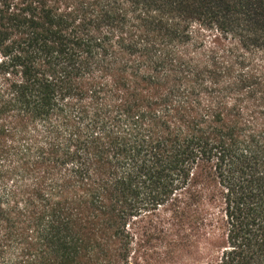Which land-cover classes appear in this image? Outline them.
<instances>
[{"label":"trees","instance_id":"trees-1","mask_svg":"<svg viewBox=\"0 0 264 264\" xmlns=\"http://www.w3.org/2000/svg\"><path fill=\"white\" fill-rule=\"evenodd\" d=\"M0 264H264V0H0Z\"/></svg>","mask_w":264,"mask_h":264}]
</instances>
